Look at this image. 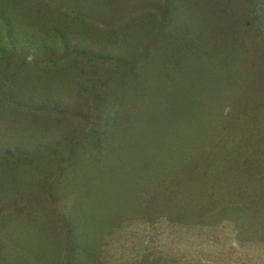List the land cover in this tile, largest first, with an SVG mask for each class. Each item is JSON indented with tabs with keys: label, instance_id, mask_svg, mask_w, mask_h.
<instances>
[{
	"label": "rangeland",
	"instance_id": "374dc122",
	"mask_svg": "<svg viewBox=\"0 0 264 264\" xmlns=\"http://www.w3.org/2000/svg\"><path fill=\"white\" fill-rule=\"evenodd\" d=\"M2 11L0 264H99L127 215L114 263L264 264V0Z\"/></svg>",
	"mask_w": 264,
	"mask_h": 264
},
{
	"label": "trees",
	"instance_id": "16d2710c",
	"mask_svg": "<svg viewBox=\"0 0 264 264\" xmlns=\"http://www.w3.org/2000/svg\"><path fill=\"white\" fill-rule=\"evenodd\" d=\"M76 9L77 8L75 7V5H73V6L71 5L70 6V11L76 10ZM7 12H9V8H8ZM243 14L244 15L246 14L245 10L243 11ZM8 18H9V14H4L3 11L0 12V26L2 25V27H3V29H1L2 31H0V37L5 38V37L8 36L7 33H10L9 35L13 36L14 39H15L14 44H16L18 46H23V48H25L28 45H30L28 40L26 41V43H22L21 39L19 40V38H18L19 35H17L15 31L13 32V30L9 26L10 22H9ZM6 34H7V36H6ZM17 38L19 40L18 42H17ZM136 45H137V41H135L134 44H131L130 53L133 52V50H134ZM140 49H141V47L139 45L138 49L135 52H139ZM102 53H103V55H104V57H105L107 62H109V61H111L113 59H116V60L119 59V60L123 61L122 60V56L124 54H127L123 49H121L118 46L106 45V44H103ZM9 54H12V52L9 51ZM115 68H118V67H115ZM220 105L222 106V104H220ZM257 116H259L258 112H256V114L252 115V117H250V116L249 117L251 119H253L254 117H257ZM95 118L97 119V122H94L95 125H96V128H97V131L104 132L105 134H109V130L107 128L108 127L107 123H105L103 121V117L99 116L100 123L98 122L99 121L98 116H96ZM146 123H147V120H146ZM147 126H148V123H147ZM213 158L214 159L215 158L219 159V157L217 155H215ZM255 178H257V177H253V176L248 177V179H250V180H252V181L257 183V180H255ZM223 217L224 218H228V215H224ZM231 217H232V215H231ZM129 218H130V215L125 216L124 217V221H123V217L119 218L117 220L118 224H117L116 229L115 230L113 228L111 229V233H110L109 237L107 238V240H109L110 242L108 241V245L104 248L103 253H101V261H100L99 264H131V261L123 260V261H119L117 263H114V261L112 260L114 254H115V252L117 250V245H119V248L121 249V247H125L127 244H132V242H133V235L136 234V232L133 229H128L129 226L128 225H124L126 223H123V222H126L125 220L128 221ZM131 218H133L132 221H131L132 223H138L139 220H143L141 217H136V215H134V217L131 216ZM180 220L181 219H179V222H180ZM158 228L160 229V224L157 225V229ZM125 236L127 237V239H128V237L131 238V240H127L125 238ZM135 239L139 240L138 235L135 236ZM111 241H114V242H111ZM113 243L115 244V249L114 250H113V247H114ZM120 243H123L124 245L120 246ZM146 251L149 254V256H147L149 258L146 259L147 260V264H151V259L154 256H156V258L159 260V263H160V254L158 252L153 251L152 248L150 250H146ZM87 261L91 263L93 261V259L92 258L91 259H87ZM97 264H98V262H97Z\"/></svg>",
	"mask_w": 264,
	"mask_h": 264
}]
</instances>
